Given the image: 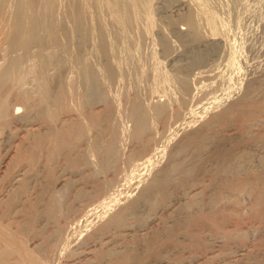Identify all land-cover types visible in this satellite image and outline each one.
Instances as JSON below:
<instances>
[{"label":"rangeland","instance_id":"1","mask_svg":"<svg viewBox=\"0 0 264 264\" xmlns=\"http://www.w3.org/2000/svg\"><path fill=\"white\" fill-rule=\"evenodd\" d=\"M12 1H13V3H11V7H13L15 0H10V2H12ZM208 1H210V0H208ZM208 1L206 2V0H203L201 2V0H200L197 3L198 5L196 4V7H202L203 6V8H205V10H207L206 8H208V12L213 15V19H214V22L216 23L217 29L219 28L218 29L219 33L217 32L218 35L217 34L213 35V36L210 35L209 31L207 30L208 28L204 27V26H206V19L203 16H201V17L197 18L198 21H201V22L197 21V23H199V25H200L199 30H200V35H202L201 38L197 41L195 40L196 42H192V43L185 45L183 42V38L188 37L186 35H187V33H189L191 31L190 30L191 28L185 24V20H184L185 16L187 15L186 13H188V11L186 10L187 7L185 6V4L187 5V1L186 0H153V2L151 3V15H152L151 17H152V21H154V23L151 21L153 24L151 23V25H149V27L152 26L151 27L152 29H150L148 26H146L145 19H142V17H140L141 21L139 19H137L138 23L136 20L132 23V25H130V24L126 25L130 31L128 29H126V27L122 31L118 28L116 23H115L116 27L113 26L114 21L112 20L111 17H107V16H109V13H107L106 10H103L104 12L102 11V13L100 14L101 16H99L97 18V16L93 13V11H94L93 7H91L92 12H90V14L93 16L91 18L92 24H91V20L88 19L87 24L89 21V23L91 25L88 24L87 26H89V28L92 29L90 31V32H92L91 33L92 35L90 34V32H88V34L91 35L89 37H92V38L90 39L87 36L88 35L87 34L86 39H85V43L86 42L87 43L84 45L83 44L84 42L81 43V39L79 38V36L74 31H72V30H74L73 29L74 23H72L73 22L72 17H73L74 7L71 6L69 0L68 1L67 0L66 1L58 0V2H60V3H58V7H60V8H58V10L59 9H61V10H59L60 13L57 11V16H56L57 23L59 25H63V26L65 25V27H66V23L68 25L71 22L69 24L70 25L69 28H71V29L67 28L70 30V32L67 31L68 34L67 33L64 34V32H62L63 33V36H62V33L61 32H60L61 34L59 33L61 35V36L59 35V40L61 39L60 40L61 42L62 41L67 42V43L64 42L66 48H64L65 46H64V43L62 42L63 43L62 46H64V47H62V46L61 47L63 49H61V48L58 49L56 47H51V48L49 47L50 50H49V48L44 50V53H47L48 51L52 52L51 56H52V64L53 65L50 66L51 69L48 67L49 70L46 68L45 69L46 71L44 70L45 73H44V71L42 72V74H44L45 76L40 73L39 77L42 79H40L37 76V75H39L36 72V71H39L38 70L39 64H38V61L36 60L37 58L35 57V55L33 53L34 49L32 50V52L30 51L31 54L30 55L28 54V56H29V57L27 56L28 58H24V60L25 59L26 60L24 62H22L23 65H21L22 70H23V77L25 75V77L23 78L24 80L22 81V87L24 89L28 90V92L32 91L31 95H33V94L35 95L37 93L36 89L38 90L37 87H38V85H40L41 90L51 89L50 95H54L56 93V90L51 88V85H52V83L56 82L54 80H57L59 77V74L62 73V77L64 79V84H65V87L67 88V89L65 88V90L68 91V92L66 91V94H67L66 96H68V98L66 97L65 99H68V100L65 101V103L62 106L55 107L53 111L49 112L46 115L39 114V115H35V116L31 117V122L27 121V123H26V121H23V122L22 121H15V122L13 121L10 124L7 123V125L2 126V127L0 125V191L2 189L4 190V188H5V190L6 189L10 190V186H7V181L9 179V177L12 175L11 173H13L15 170H17L18 168L21 167L20 163L18 161L20 154H25L27 160H22V162H26L28 164V170H27L28 176H35L36 179L32 182H29V180L25 179V181L22 183V185L20 187V190L23 193L29 194L28 197H29L30 202L34 199V196L36 197V194L41 195V193H43L44 191H49L50 195L52 196V201L49 202V205H50L49 208L51 210L50 212H51L52 220L56 224V226L59 228V230H63L64 228L67 227V225H70L72 222L81 221L80 219L82 217H84V215L85 216L88 215L89 210L90 211L93 210L94 207L97 206L96 207L97 209L95 208L93 211L99 212L100 207H102L103 205H105V203L108 202V198H107V200L105 199L106 197H108L107 194H109L110 192H113L114 188L118 192L119 191H122V192L125 191L124 193L119 192V193H122V195H125V194H127V192H129L130 187H128L129 185L127 183H123V184L117 183L114 185L112 184L113 179L110 177L114 173H116V172L120 173L122 171V172H124V174L121 172L122 175H125V173L127 175L129 173V171H128L129 168L132 170L131 167H133V164L139 165V164H142V162H143V164L141 165L142 168L140 167L141 169H139V171L141 170L140 171L141 173L146 172L145 171L146 167L143 166L145 163L151 162L150 165L152 167H156V165H157V167H159L160 165H162V162L165 160V157L170 155V152L173 151V149L176 147L177 143L181 142L183 140L181 138H184V136L186 134L188 135V133L190 134L192 131H194L196 129H200V128L203 129V126L207 127L204 130L206 133L204 132L205 136L203 137L205 139V140L203 139L205 145H203L204 147L201 148L202 150H200V152H201L200 155L198 154V156L195 157L196 159H194V161L196 163L198 161V163H197L198 166L200 165L203 167L204 165L213 163L212 158H213V161H215L217 159V156H218L217 160L223 159L224 157H228V155L230 156L231 153L237 152L238 149H239L238 152L240 151V153H241V150H242V152H244L248 156L251 155V157H253V158L258 156L257 154H261L262 151L260 149H264L263 148L264 147V143H263L264 142V24H263L264 23L263 22V20H264V17H263L264 16V5H263L264 0H257V4H256V0H235V1L234 0H227V1L226 0L225 1L224 0H218V1L217 0H215V1L211 0L210 2L213 3V6H214L213 8H212V3L208 2ZM203 2H205L206 4H203ZM215 2H217L216 6H215ZM241 2H243V3H241ZM67 3L70 5H68ZM222 3H223V5H222ZM258 3H260V4H258ZM59 4H60V6H59ZM62 4H63V6H61ZM207 4L209 7L207 6ZM241 5H242V7H241ZM63 7H65V8H63ZM176 7H178V8H176ZM218 7H219V9H218ZM214 8H216V9L212 10ZM239 8H240V10H238ZM66 9L68 12L65 14V12H63V10L65 11ZM196 9H198V8H196ZM230 11H231V16L229 14ZM61 12H63V14ZM106 13H107V15H104ZM227 13H228V15H227ZM58 14L60 17L58 16ZM64 14H65V19H63ZM68 14H70V17L68 16ZM240 14H241V16H239ZM243 15H245V16H243ZM247 15H249V16H247ZM232 16H233V18H232ZM257 17H259V18L261 17L260 19H263V20H260ZM68 18H71V19L69 20ZM94 18H95V20L96 19L97 20L95 21ZM101 18H105V19H101ZM219 18H221L222 20L224 19V20L223 21L221 19L219 20ZM227 18L229 19V21ZM240 18L242 19V22L240 21L241 20ZM253 18H254V20H253ZM98 19H100L99 20L100 22L103 21L101 23H104L103 24L104 28L106 27L107 30L110 29L109 31L105 30L106 31L105 37H107L106 41H105L106 42L105 43V46H106L105 49L106 50H104V48H101L99 46V43H100V40H99L100 39V34H99L100 32L99 31H100V29H97L96 31H94V29L98 28V26H99V24L97 23ZM216 19H218V20H216ZM58 20H59V22H58ZM60 20H63L64 22H62ZM142 20H143L144 24L142 23ZM230 20H232L231 23H230ZM233 20H235V21L233 22ZM68 21H69V23H68ZM216 21H219V22H216ZM61 22H62V24H61ZM220 22L222 23V25L218 24ZM223 22H224V24H223ZM243 22H244V24H243ZM261 22H263L262 23L263 25L260 24ZM109 23L111 26H109ZM141 23H142V25H141ZM93 24L95 27H92ZM154 24H156L155 27H154ZM223 25H224V27H223ZM251 25L253 26V28ZM141 26H143L144 28ZM201 26H202V28H201ZM249 26H250V28H249ZM109 27H111V28H109ZM146 27H148V30H147L148 34H146V32H145ZM153 27H154V29H153ZM242 27L244 30L242 29ZM205 28H206L207 34L205 32ZM256 29H257V31H256ZM149 30H150V32H149ZM71 31L73 33H71ZM127 32H128V34H130L132 32L131 33L132 36L131 35L129 36L127 34ZM134 32H135V34H133ZM223 32H225V33H223ZM69 33H71L72 35ZM124 33H126V34H124ZM138 33H139V35H138ZM221 33L223 36L221 35ZM160 34L164 38L168 37V38H166L167 42L170 44V46L172 48H174V51H175L173 53V55H171L169 57L167 56V59H166V52H164L162 50L163 48H162L161 44H159V43H161L160 39H159L161 37ZM225 34H227V35H225ZM254 34H256V35H254ZM73 35L74 36L77 35V36L74 38ZM145 35H147V36H145ZM133 37H134V39H133ZM224 37H225V39H224ZM64 38H66V39H64ZM68 38L72 39V40L71 39L69 40L70 41L69 44H68ZM169 38L171 39V41ZM181 38H182V40H180ZM247 39H249V40H247ZM116 40H117V43L115 44ZM127 40H128V42H127ZM132 40H133V42H132ZM226 40H228L227 41L228 44H227ZM229 40H230L231 46L229 44ZM256 40H257V42L260 40L259 41L260 43L259 42L257 43ZM72 41H75V42H72ZM236 41H238V42H236ZM254 41L256 42V43H254L255 45L254 44L250 45ZM107 42L108 43L112 42V43H110L109 44L110 46H109ZM246 42L247 43L251 42V43L246 44ZM70 43H71V45H70ZM77 43H79V44H77ZM125 43H127V44L123 46V44H125ZM148 43H149V45H148ZM173 43L175 44V46ZM118 44H120V47H118V48H120V50L116 46ZM151 44L154 47H151ZM226 44L229 47H227ZM257 44L259 46H257ZM134 45H137L139 47L136 46L137 48H135ZM183 45H185V46H183ZM69 46L70 47L73 46L71 48L72 51H70L71 49L69 48ZM114 46H116V47L113 48ZM75 47H76V50H75ZM67 48H69L70 50L68 51ZM109 48H111L112 49L111 51L113 53H116V54L123 52V53H121L123 56L121 55V57H120V54L115 55V54L111 53ZM215 48L216 49H219V48L222 49L223 48L224 50L223 49L221 50V52L223 51L222 52L223 55L220 54L221 53L220 51H216ZM253 48H256V49L253 50ZM132 49H134V50H132ZM228 49L232 50V52L230 50L228 51ZM3 50H5V49H3ZM73 50L75 51V54H74ZM108 50H109V52H107ZM115 50H118V51H115ZM131 51H132V53H131ZM138 51L140 52V54H137ZM6 52L8 53V51H0V66L3 65V63H4L3 61H5L4 58H6V54H7ZM163 52L165 53V55ZM218 52H220V53H218ZM228 52H231L232 54L231 53L230 54L233 55L232 56L233 58H231L230 64L228 62L229 56L228 55L226 56V54H229ZM82 53H83V55H82ZM133 53H136V54L134 55ZM106 54H109L111 56L113 54L114 56H112V57H114L115 59L114 58L112 59V57L109 58V56H107V58H106ZM124 54H126V56H125L126 58H127V56H132L131 58L133 60H136V61L140 58L141 62H137V65H136L135 64L136 62L135 61H134L135 63L132 62V59H130L131 61H129L130 57H128V60L127 59L125 60ZM132 54L136 57H134ZM153 54H154V56H153ZM174 54H175V56H174ZM32 55H34V56L32 57ZM71 55H72V58L70 57ZM76 55L83 56L84 62L87 61L88 63H92L93 65L91 64V66L92 67L94 66L93 68L95 69V71L100 72V74L97 72V75L98 76L100 75L102 77L101 78L99 76L100 81H98L100 88L101 89L102 88L108 89V87H109V90H105V89L103 90L102 89L103 92L105 91L104 94H106V95H104V96L98 95L95 97V94H94V97H91L88 100L86 99V96H85L86 94H84V92L86 93V89H87L86 86L87 85L85 86V82H84L83 78L81 77L82 75L80 76V74H81L80 68H81L82 64L79 61L77 63L76 60H78V57ZM139 55L143 58V60H141L142 58L139 57ZM224 55H225V57H224ZM248 55H250V56H248ZM75 56H76V60H75ZM115 56H117V57H115ZM137 56H138V58H137ZM216 56H218V57H216ZM122 57L124 58L125 61L123 60ZM226 57H228V58H226ZM108 58H109V60H108ZM117 58H119V59L117 60ZM134 58H136V59H134ZM224 58H225V60L227 59V61L222 60ZM115 60H117L116 62L117 63L119 62V64H120V61H122V62L119 65V64H116V62H114ZM108 61H109V63H106ZM111 62L114 65L116 64V67H118V69L116 68L117 72L115 71L114 74H113L114 71H111L109 68V65ZM127 62L130 64V66H131V62L135 65H132L133 67L132 66L130 67ZM149 62L152 63L150 65V68L152 67V71H151V69L147 68L149 66ZM139 63H140V65L141 64L142 65L139 66ZM125 64L126 65L128 64L127 65L128 68H126V70L125 69L123 70V67H127ZM227 64L230 65V67ZM118 65L120 66L121 70H123V71H121V74L123 76L119 73L120 69H119ZM143 65H144V68H143ZM145 65H146V67H145ZM212 65H214V67ZM97 66H98V70H96ZM135 66L137 69L134 68ZM218 66L219 67L221 66V68H218ZM226 66H228V67H226ZM210 67L216 69L218 74H221L219 72H221L223 70L222 71L223 74H221L222 76L220 75L221 77H215L216 80H214L215 78L214 79L210 78L212 81L214 80L215 82H212L209 79L210 74H211V72H210L211 68ZM133 68H134V70L132 71ZM145 68H147V70ZM229 68L231 71L229 70ZM31 69H33L35 71L32 70V73L30 74L31 71L29 72V70H31ZM128 69L130 71H132V72L129 71L130 74L127 73ZM139 69H143L142 70L143 72ZM148 69L150 70V72H152L154 74L153 75H152V73L150 74L148 72L149 71ZM158 69H161L162 71L161 70L158 71ZM145 70L148 72L150 77L148 76V74H146L147 72L146 73L144 72ZM153 70H154V72H153ZM174 70H176V71H174ZM137 71H138V73H136ZM26 72H28L29 74L27 75ZM35 72L37 73V75ZM111 72H112V74H111ZM178 72H179V74H177ZM214 72L216 73L215 70H214ZM117 73H119L120 75ZM132 73L134 75H132ZM142 73H143V75H142ZM107 74H110L109 75L110 77ZM115 74L117 75V77L121 76L120 78H118L119 81L117 80ZM135 74L137 75V77H138V75H140V76L137 78L135 76ZM164 74H166L165 77H164ZM169 74H172V75H169ZM174 74L178 78V80H180L179 77L183 76V77H186L187 79H189V82L191 83V88H192L191 90H193V91H190V95H189L188 100H185L186 103L182 102L184 100V99H182V96L185 94H184V91L182 92L181 88L178 86L179 82L177 79H175L176 77L174 76ZM224 74H226L227 76H225ZM228 74L229 75L231 74L230 75L232 77V78L230 77L231 81L227 80L229 78ZM112 75L114 78H116V80L118 82L115 79H112L113 78ZM131 75H132V77H131ZM106 76H108L109 79H107ZM133 76H135L134 79L136 81L133 80ZM144 76H146L145 79H147L148 81L144 79ZM151 76H154V78L152 77L151 80L157 82L160 78V81L157 83H154L153 81L150 80ZM157 76H162V77H157ZM103 77H106V78L103 79ZM130 77H131V80H130ZM155 77H157L156 79H158V80H156ZM163 77H164V80H163ZM142 78L144 79V81ZM101 79L106 80V81L105 82L101 81ZM139 79H141V80H139ZM129 80L133 83H131ZM162 80L165 81L166 84H167V81H169L168 84L171 87V89L174 86L175 87L177 86L176 87L177 89L179 87L178 91L176 90L175 87L173 89H175L176 91L172 89L175 96L173 95L172 92H169L170 87L168 86V84L165 85V83H163ZM208 80L211 83H208ZM222 80H223V82H222ZM138 81L139 82L142 81V82L139 83ZM146 81H147V83H146ZM170 81L174 84L173 87H172V83ZM106 82H107V84H106ZM137 82L139 83V85L135 86L134 84H138ZM216 82H217V84H216ZM218 82H219V84H218ZM221 82L224 84H222ZM74 83L77 85L79 83L81 85H79V87H77ZM101 83H103V84H101ZM159 83L162 84L161 88L159 87V85H161ZM212 83H213V85H212ZM245 83L247 84V88L244 87V86H246ZM108 84L110 86H108ZM144 84H146V85H144ZM155 84H158V86H154ZM163 84L166 86V88H169V89H167L168 91L165 90L166 88H162V87H165V86H163ZM73 85L75 86V92L77 94L74 93V87H72ZM83 85L86 88L85 90L83 88ZM102 85H103V87H102ZM211 85L213 86V89H212ZM214 85H215V87H214ZM248 85L250 86L251 89L249 88ZM70 86L72 87L71 88L72 91H70L71 89H69ZM146 86H147V88H146ZM195 86H198V87L200 86L203 90L200 87H199V89L197 87V90H196ZM219 86L220 87L222 86V87L220 88ZM224 86H226V87H224ZM136 87H137V89L135 90ZM151 87L153 90L151 89ZM194 89H195V91H194ZM204 89L207 92L204 93ZM162 90H164V91H162ZM107 91H109V92H107ZM165 91L167 93L166 97H165V94H166ZM198 91H201V92L199 93ZM202 91H203V93H202ZM249 91H250V93H249ZM175 92H176V94H175ZM192 92H195L196 95H194L195 93L191 95ZM68 93H69V95H68ZM78 93L81 95L82 94H84V95L81 96V95H78ZM201 93L204 95H201ZM219 93H221V94H219ZM241 93H243L244 95H242ZM114 96H117V97L115 98ZM150 96H151V98H150ZM171 96H173V97H171ZM134 97H136L137 99H135ZM141 97L144 99L142 100ZM174 97L175 98L177 97V99L181 98L182 100L180 101L178 99L180 102H174V100L178 101ZM190 97L192 99H190ZM243 97H245V98H243ZM133 98L135 100L141 99L142 100V101L140 100L141 103L144 102L143 105L145 104L144 107L147 106L148 108L151 109L150 111H148V108L145 107L147 109L146 111L148 112V114L149 115L151 114L150 117L153 116V117H151V121H150L151 123L150 122L148 123V126H149V127H147L148 132L145 130L146 133L144 132L143 133L144 136L141 137V138L144 137L142 140L145 139L144 141L145 142L147 141L149 144V146L146 147L147 150H145L146 154L145 153L135 154V152L138 151L137 149L139 147L140 148L143 147L142 144H145V143H144V141L141 140V138L139 140L137 139L139 141V143H138L137 140H132L129 137L130 132L133 130L131 128L132 125L134 127V122L131 121L133 119H132V117L129 116V111H128V110H130V106H131V102L133 101ZM169 98H170V100H169ZM193 98H195V99H193ZM216 98H218V99H216ZM111 99H113L115 104H116V102H117V104L119 103V106L116 105L117 107H119V108H116V109H118V111H116V113H118L120 111L117 114L116 120H113L112 122H108V120L101 122L99 124L98 128L94 127V125H92L91 123L89 124V121L87 118L88 115L95 114L97 112H98V115H100L99 112L104 111L105 105L109 104L108 101L111 102L112 101ZM114 99H116L117 101ZM129 100H132V101H129ZM216 100H217V102H215ZM148 101H149V104H148ZM150 101L152 103H160V104L167 102V101H170V102H168L170 109L172 111H175V112H172L173 113L172 114L171 110L169 109L170 111H168L167 115L165 116L166 118L165 117H163V118L162 117H156V116H154V113L152 112V108L150 106L152 104L150 103ZM172 102H173V104H172ZM180 103H181V105L183 103L186 104L185 107L181 106ZM241 103H243V104H241ZM234 105H235V107H234ZM190 108L193 109V111L192 110L189 111ZM125 109L128 111V113ZM177 110L180 111V114H177V112H178ZM185 110H186V112L187 111L190 112V113H188L189 114L188 116H187V114H185L186 113ZM240 111H242V112H240ZM221 112H223L224 114L219 115V118L216 121L212 120L213 119L212 117H214V115L221 114ZM191 113H193L194 115ZM171 114H172V116H170ZM178 116H179V118H178ZM180 116H182L184 119V120L182 119V122L180 123L181 125L179 124V125H177V127L171 126L172 122L174 123L176 119L178 120V119L182 118ZM154 117H155V119H154ZM184 117L187 119H185ZM165 120H167V121H165ZM117 122L120 125H117L118 124ZM165 122H167V123L169 122L168 123L169 125L167 126V123L164 124ZM149 124H151V125H149ZM165 125L168 127V129L170 127L173 128V129H170V131L173 132V133H171V135H170V131H169V133H167L168 129L166 130L167 127ZM115 126L117 129H115ZM119 129L122 130L124 133L122 131H120ZM111 130H113V131L117 130L119 134L122 133L121 135H125V136H122L123 138L126 139L125 144L122 145L123 147H121L120 149H121V151H123V153H125V152H126L125 154L130 153L132 156V164L129 166V168H128V166H122L123 164L120 163L121 159H119L116 162H113V161L107 162L104 159L105 155H104L102 143L105 144V142L111 140V138H112L111 134L113 133V131H111ZM201 131L203 133V130H201ZM242 133H244V134H242ZM60 135L64 136L65 145L61 144L62 138L60 137ZM152 138H153L154 142L159 140L160 143H158V145H154V146L151 145L154 143L152 141ZM155 138L157 140H155ZM165 139H167V140H165ZM150 140L152 141V143H150L151 142ZM162 140H163V142H162ZM140 141H142L143 143ZM59 142H60V144H59ZM135 142L137 145L135 144ZM147 142H146V144H147ZM166 142H167V146L165 145ZM249 142H250V145H249ZM246 143H247V145H246ZM140 144H141V146H140ZM260 144H261V146H260ZM26 146H27V148H26ZM132 146H134L135 148ZM160 147L163 149H161ZM215 147H216V149H215ZM130 148L132 150H130ZM23 149H25V150H23ZM32 149H35L36 153L33 155V157L31 159H28V152H30ZM169 149H170V152H169ZM151 150H153V151H151ZM233 150H235V151L233 152ZM149 151H151V152H149ZM225 151L228 153L230 152V153L228 154ZM187 152H189V150H185V154ZM256 152H257V154H256ZM263 152H264V150H263ZM167 154H169V155H167ZM220 154L222 156H220ZM158 155L163 160L161 158L156 159ZM186 155H188V153ZM198 157H199V159H198ZM200 157H202V158H200ZM167 158L168 157H166V159ZM160 159H161V161H160ZM194 161L192 162V164L194 163ZM139 162H141V163H139ZM158 162H160V163H158ZM196 163H194L193 166L196 167L197 166V165H195ZM198 166L196 168L200 167V166L199 167ZM206 168H208V166H206ZM142 169H144V170H142ZM201 170H203V169L201 168ZM198 172L200 174H203V172H201V171H198ZM111 173H112V175H111ZM107 175H108V177H107ZM197 175H198V173H197ZM100 177L101 178L103 177V178L101 179ZM137 177L138 176L135 174L129 176V178H132V179H130V180H132V182L137 181L140 178L139 177L138 179H135ZM129 178L127 179L128 181H130ZM118 186H119V188H118ZM186 186H188V185H186ZM172 189L173 190H170L171 191L170 193H172L174 195L175 194L174 188H172ZM118 192H116V193H118ZM130 193H131V189H130ZM130 193H128V194H130ZM168 194H169V192L166 194V196H163L164 198L163 197L159 198L160 200L162 199V201L158 200V202L156 203L157 206L164 203L163 200L166 197H169L170 195H172V194H169V196H168ZM92 202H94V203H92ZM99 203H101V205ZM162 205H160V206H162ZM92 206H94V207H92ZM262 206L264 207V205H262ZM82 209H83V211H82ZM84 209H85V212H84ZM263 211H264V208L262 210V214L257 216V219H256V214L253 215L254 212H252V214L251 213L247 214L246 218L244 217V222H240V223H242V226L245 225V226H243L244 228L249 227V228H253L254 230L257 229L256 232L259 230L255 236H256V238H258L260 240L259 241H258V239L252 240V242L255 241V243H256V244L253 243V244H255L254 246H253V244L249 246L248 241H250V240L246 239L248 237L243 236V233H241L239 230L236 232L235 228L233 230V227L235 225L232 226V228H230L231 226H229L226 221H225L226 222V224H225L221 220L222 223H220V225H219V222L217 221V224L213 225L214 227H209V225L207 223H204L206 225L205 226L202 225V226L205 228H203L202 226L200 227V225L203 223H201V221H198L197 223H199V225L197 223H196L197 224L196 225L193 222L195 224L193 227L192 223L189 224L186 222L187 217L183 216L185 218V220H184L182 218V215H180L181 217L177 218L176 222L178 223L181 219H183L184 221L181 220L179 222V224L174 222V224L172 225V228L174 229L176 227V229H177L178 227L180 228L182 226H184L183 228H185V227L187 228V226H186V224H187L190 227L187 230L188 232H190V235L188 233L189 238L187 236L188 239L186 238L187 240L183 241L184 243L183 242H180L181 244L178 243L179 244L178 246L181 245L180 247H182V249L180 250V252L178 254H176V256L173 257V260L171 259V262L173 264H177V263L179 264L180 262H183L182 261L183 259L186 260L187 258H189V256H191V258L197 259V260H195V262H193V264H217V263H221V260H222L221 258H223L222 261H224L226 259L225 260L226 262H228V261L231 262L232 258L237 257V255L234 253L237 245L238 246L241 245V246H246V247L249 246L250 248H251V246H253L251 248L252 251L254 250L253 248H255V250H254L255 253L259 252L258 253L259 257H257L254 260H257L256 261L257 264H264V262H263L264 258H262V256L260 257V255H264V253H263L264 242H261L262 240L264 241V226H263L264 224L261 223L262 220L264 221V217H263L264 212ZM148 214H149L148 211L143 212V213H139L138 215H136V217L131 219V222H133V223L135 222L134 224H138V221L141 222V217H143V219H146ZM252 215H253V217H255L256 220L254 218H252ZM77 216H79L80 219ZM258 217L261 218V220ZM195 218H192V219H195ZM143 219H142V221H143ZM164 219H168V216L162 215L161 220H164ZM136 220H138V221H136ZM187 220H189L188 222H190L191 218L190 219L187 218ZM250 220L255 221V222H257V224H259V225L261 224V225L256 226L257 224L255 222H252L251 225H249L251 222ZM247 221H249V224H248L249 226L246 227ZM244 223H246V224H244ZM253 223H255L256 225ZM254 225H255V227H258V228L255 229V227H253ZM196 226H198L197 232H196V229H197ZM220 226H221V228H219ZM225 226L228 228V230L230 229V231H229L230 233L226 230L227 228H225ZM238 226H239V224H238ZM242 226H239V227L241 228ZM200 228L203 230H201ZM224 229L226 230V232L223 231ZM231 229L234 231V233H232L233 231ZM237 229H239V228H237ZM40 230H42V229H40ZM193 230H195L193 233H195V232L196 233L191 235ZM206 231L207 232L209 231V232L206 233ZM214 231H215V233H214ZM222 231L224 233H222ZM200 232L204 233L203 234L204 237H202V238L205 242L202 240V238H201L202 234H200ZM212 232L215 235L216 234L217 235L221 234L220 236L224 235V237H223L224 240L222 243L224 246H222V244H221L220 247H218L212 253H210L211 251H208L209 246H207L208 240H206L207 239L206 236H207V234L209 237L214 236V234H212ZM216 232H218V233H216ZM227 232H228V234H226ZM235 232L238 234H236ZM242 232H244V231H242ZM259 232L260 233L263 232V234H260ZM231 233L234 235H232ZM258 233L260 235H258ZM36 234L39 235L40 231ZM47 234H48V232L44 233V236H47ZM240 234L242 236H240ZM244 235H246V234H244ZM261 235L263 237L262 240H261ZM198 236H200V237H198ZM229 236H230V238H229ZM258 236H260V237H258ZM225 237H227V238H225ZM236 237L238 239H236ZM204 238H206V239H204ZM241 238L242 239L244 238V240H242ZM190 239H192V240H190ZM199 239L202 240L203 243ZM227 239H228V241H227ZM230 239H232V240H230ZM26 240L28 242V239H26ZM188 240H190V241H188ZM257 241H258V243H257ZM194 242L196 245L194 244ZM239 242H240V244H239ZM242 242L245 244H243ZM27 244L29 245V243H27ZM188 244H189V247L187 246ZM191 244H193L192 246H194L195 250L193 247H192L193 250H192V248H190ZM234 244H236L235 247H234ZM246 244H248V246ZM33 245L34 244L29 245V248L35 250V252L38 250L37 252L39 253V250L41 249V245L40 244H37L35 246H33ZM258 245H259V247H258ZM71 246L73 248H70V249H71V252L73 253L74 250L77 249V246H73V245H71ZM186 246H187L188 251H186L187 250ZM81 247L79 246L78 249ZM256 248L258 251L256 250ZM258 248H260V249L262 248L261 253H260ZM70 249H69V251H70ZM78 249L75 250L77 253H78V251H80ZM232 251H233L234 255H233ZM254 251H253V253H254ZM247 254L246 255L244 254L245 256L241 255V256H243V258L238 255L237 259H239V260L243 259L246 262L245 264L253 263L254 260L252 258L251 259L247 258V260L245 259L247 256H249L250 253H247ZM185 256H187V258ZM192 256H194V257H192ZM183 257H185V258H183ZM218 258H219L220 262H219ZM214 260H216L218 262H216ZM243 260L241 262H243ZM259 260H261V261H259ZM143 263L146 264V261L142 260V263H137V264H143Z\"/></svg>","mask_w":264,"mask_h":264},{"label":"bare ground","instance_id":"2","mask_svg":"<svg viewBox=\"0 0 264 264\" xmlns=\"http://www.w3.org/2000/svg\"><path fill=\"white\" fill-rule=\"evenodd\" d=\"M61 1H63V0H61ZM64 1H66V0H64ZM186 1H187V5L185 4V6L187 7L186 10L188 11V13H186L187 15L185 16L184 20H185V24L188 25L191 28L190 29L191 31L189 33H187L186 36H188V37L183 38L184 44L187 45L189 43L196 42L197 40H199L201 38L202 35H200V30H199V26L200 25H199V23H197V21H198L197 18L201 17V16H203L206 19V26H204V27L208 28L207 30L209 31L210 35L211 36L216 35L219 28L217 29L216 23L214 22V19H213V15L208 12V8H206L207 10H205V8H203V6L202 7H196V4L200 0H186ZM202 1L203 0H201V2ZM207 1L208 0H206V2ZM210 1H208V2H210ZM213 1H215V0H213ZM69 2L71 4V6L74 7V9H73V17H72L73 18V22L72 23H74V27L73 26L72 27H73L74 30H72V31H74L79 36V38L81 39V43L84 42L83 43L84 45L87 43V42L85 43L86 35L88 34V32H90L92 30L91 28H89V26H87L88 24H90L89 21H88V24H87V20L88 19L91 20V24H92V19L91 18L93 16L90 14V12H92L91 11V7H93V9H94L93 13L97 16V18L99 16H101L100 14L102 13L103 10H106L107 13H109V16H107V17H111L112 20L114 21L113 22L114 23L113 26H115V23H116L118 28L120 30H122V31L124 30L125 27H126V29H128L127 26H126L127 24L132 25V23L134 21H136L137 19H139L141 21L140 17H142V19H145L146 26H148V27H149V25H151L152 22L154 23V21H152V17H151L152 16L151 15V3L153 2V0H69ZM11 3H13V1L10 2V0H0V51H8V53L6 52L7 54H6V58H4L5 61H3L4 62L3 65L0 66V125H1V127L7 125V123L10 124L13 121L14 122L15 121H22V122L26 121V123H27V121L31 122V117H33L35 115H39V114L46 115L49 112L53 111L55 107L62 106L65 103V101L68 100V99H65L66 97L68 98V96H66L67 95L66 94L67 90H65L66 87H65V84H64V79L62 77V73L59 74V77H58L57 80H54L56 82L52 83V85H51V88L56 90V93L54 95H50L51 94V89L41 90L40 85H38V87H37L38 90L36 89L37 93L35 95L34 94L31 95L32 91L28 92V90H26V89H24L22 87V81L24 80L23 78L25 77V75L23 77V70H22V66L21 65H23L22 62H24L26 60V59L24 60V58H28L29 57L28 54L29 55L31 54L30 51L32 52V50L34 49L33 53H34L35 57L37 58L36 60L38 61V64H39L38 65L39 66L38 67L39 71H36V72L39 75H37L36 72L35 73L39 77L40 73L42 74V72L46 68L48 69V67L50 68V66L53 65L52 64V56H51L52 52L48 51L47 53H44V50L49 48V47L50 48L51 47H56L58 49H60V48L63 49L62 47H64L65 43H67L65 41H62L63 43L65 42L64 46H62L63 43L60 41L61 39L59 40V35L62 32H64V34H66V33L68 34V32H70L69 29H71V28H69L70 27L69 24L71 22L69 23V21H68V23H69L68 25L69 26L66 23V27H65V25L63 26V25H59L57 23V21H56L57 11L59 12V10H61V9L58 10V8H60V7H58V3H60V2H58V0H15L13 7H11ZM210 3H212V2H210ZM216 3L217 2H215V6H216ZM241 3H243V2H241ZM70 4H68V5H70ZM203 4H206V3L203 2ZM256 4H257V0H256ZM258 4H260V3H258ZM222 5H223V3H222ZM59 6H60V4H59ZM61 6H63V4ZM207 6H208V4H207ZM195 7L198 8V9H196ZM213 7L214 6H213V3H212V8ZM241 7H242V5H241ZM63 8H65V7H63ZM176 8H178V7H176ZM215 9L216 8H214L212 10H215ZM218 9H219V7H218ZM238 10H240V8ZM63 12H65V14H66L68 11L66 9L65 11L63 10ZM63 12H61V13L63 14ZM107 13L104 14V15H107ZM228 13H227V15H228ZM65 14H64V18L63 19H65ZM229 14L231 16V11H230ZM241 14L239 16H241ZM245 15H243V16H245ZM58 16H59V14H58ZM68 16L70 17V14H68ZM233 16H232V18H233ZM247 16H249V15H247ZM105 18H101V19H105ZM257 18H259V17H257ZM68 19L70 20L71 18H68ZM220 19L221 18H219V20ZM94 20H95V18H94ZM99 20L100 19H98V22H97L99 24V26H98V28L94 29V31H96L97 29H100V31H99L100 32L99 33L100 34L99 46L101 48H104V50H106L105 49V47H106L105 46V43H106L105 41H106L107 37H105V35H106L105 34V32H106L105 30H107V29H106V27L104 28V25H103L104 23H101L103 21L100 22ZM216 20H218V19H216ZM253 20H254V18H253ZM260 20H263V19H260ZM60 21L64 22L63 20H60ZM228 21H229V19H228ZM231 21L232 20H230V23H231ZM234 21L235 20H233V22ZM240 21L242 22V19ZM58 22H59V20H58ZM62 22H61V24H62ZM198 22H201V21H198ZM216 22H219V21H216ZM244 22H243V24H244ZM263 22H264V20H263ZM263 22H261L260 24H262ZM137 23H138V20H137ZM142 23H143V20H142ZM142 23H141V25H142ZM220 23H218V24L222 25V23L221 24ZM223 24H224V22H223ZM155 25L156 24H154V27H155ZM109 26H111L110 23H109ZM92 27H95L94 24L92 25ZM141 27H143V26H141ZM148 27H146V30H145L146 34H148V31H147ZM151 27H149V28L152 29ZM154 27H153V29H154ZM223 27H224V25H223ZM67 28H69V29H67ZM109 28H111V27H109ZM201 28H202V26H201ZM206 28H205V32H206ZM249 28H250V26H249ZM252 28H253V26H252ZM242 29H243V27H242ZM109 30H107V31H109ZM72 31H71V33H73ZM256 31H257V29H256ZM149 32H150V30H149ZM71 33H69V34H71ZM91 33L92 32H90V34ZM131 33L128 34V32H127V34L129 36L131 35ZM223 33H225V32H223ZM90 34H88L87 36L89 37V36L92 35V34L91 35ZM124 34H126V33H124ZM133 34H135V32ZM206 34H207V32H206ZM256 34H254V35H256ZM138 35H139V33H138ZM221 35H222V33H221ZM225 35H227V34H225ZM62 36H63V33H62ZM76 36H74V38ZM145 36H147V35H145ZM66 38H64V39H66ZM89 38L91 39L92 37H89ZM166 38H168V37L164 38L161 35V37L159 38L161 43H159V44H161V46L163 48L162 50L164 52H166V59H167V56L169 57V56L173 55V53L175 51H174V48H172L170 46V44L167 42ZM70 39L68 38V44L70 42L69 41ZM133 39H134V37H133ZM224 39H225V37H224ZM180 40H182V38ZM247 40H249V39H247ZM170 41H171V39H170ZM227 41L228 40H226V42ZM72 42H75V41H72ZM127 42H128V40H127ZM132 42H133V40H132ZM236 42H238V41H236ZM256 42H257V40H256ZM256 42L255 41L253 43H251V42L247 43L246 42V44L251 43L250 45H252V44H254ZM79 43H77V44H79ZM110 43H112V42H110ZM110 43H108V45ZM116 43H117V40H116L115 44ZM126 44L127 43L123 44V46L126 45ZM227 44H228V42H227ZM227 44H226V46H227ZM229 44H230V40H229ZM70 45H71V43H70ZM118 45H116L117 48L120 47V44H118ZM148 45H149V43H148ZM185 45H183V46H185ZM116 46H114L113 48H115ZM134 46H135V48L139 47L137 45H134ZM174 46H175V44H174ZM230 46H231V44H230ZM257 46H259V45L257 44ZM72 47L69 46L70 49ZM151 47H154V46L151 44ZM227 47H229V46H227ZM50 48H49V50H50ZM64 48H66V46ZM69 48H67L68 51L70 50ZM111 48H109V50H110L111 53H113L111 51L113 48L112 49ZM3 49H5V50H3ZM118 49L120 50V48H118ZM219 49H216V51H220L221 52V50L223 48L222 49L219 48ZM230 49H228V51ZM254 49H256V48H253V50ZM75 50H76V47H75ZM109 50L107 52H109ZM132 50H134V49H132ZM70 51H72V49ZM115 51H118V50H115ZM230 51L232 52V50H230ZM138 52H137V54H140V52L139 53ZM220 52H218V53H220ZM222 52L220 53L221 55H223ZM231 52H228L229 54L225 53L226 56L227 55L229 56V60H228L229 64H230L231 58H233L232 57L233 55H231L232 54ZM121 53H123V52L119 53L120 57L122 55ZM131 53H132V51H131ZM74 54H75V51H74ZM113 54L117 55L118 53L117 54L113 53ZM113 54H112V56H114ZM133 54L135 55L136 53H133ZM34 55H32V57ZM82 55H83V53H82ZM164 55H165V53H164ZM76 56L78 57V60H76ZM76 56H75V60L77 61V63L79 61L82 64V66L80 68L81 69L80 76L82 75L81 77L83 78V80L85 82V86L87 85L86 86L87 89L83 85L84 90L86 89V93L84 92V94H86L85 95L86 99L88 100L91 97H94V94H95V97L98 96V95L99 96L106 95V94H104L105 91L103 92V90L105 88H102L103 90L100 88V85H99V82H98V81H100V78H99L100 75L99 76L97 75L98 71H95V69L93 68L94 66L93 67L91 66L92 63H88L87 61L84 62L83 61L84 60L83 56H78V55H76ZM107 56H109V58L112 57L109 54H106V58H107ZM125 56H126V54H124L125 60L126 59L128 60V57H130L129 61H131L130 59H132L131 58L132 56H127V58ZM153 56H154V54H153ZM174 56H175V54H174ZM248 56H250V55H248ZM70 57L72 58V55ZM115 57H117V56H115ZM134 57H136V56H134ZM139 57H141V56L139 55ZM216 57H218V56H216ZM224 57H225V55H224ZM109 58H108V60H109ZM113 58L114 57H112V59ZM124 58H123V60H124ZM137 58H138V56H137ZM226 58H228V57H226ZM118 59L119 58H117V60ZM134 59H136V58H134ZM117 60H115L114 62H116ZM138 60L136 61V60L132 59V62L135 61L136 63L135 62L134 63L137 65V62H141L140 58ZM141 60H143V58ZM222 60L227 61V59L225 60V58L222 59ZM121 62L122 61H120V64H121ZM132 62H131V66L135 65ZM106 63H109V61L106 62ZM116 64H119V62L118 63L116 62ZM116 64L114 65L112 62L110 63V65L108 64L110 70L114 71L113 74L115 73L116 68L118 69V67H116ZM151 64L152 63L149 62V66L147 68L151 69V71H152V67L150 68ZM141 65L139 63V66H141ZM146 65H145V67H146ZM214 65H212V66L214 67ZM129 66H130V64H129ZM228 66L230 67V65H228ZM228 66H226V67H228ZM96 68H97L96 70H98V66ZM126 68H128V66L127 67H123V70L124 69L126 70ZM134 68L137 69L136 66ZM134 68L132 69V71L134 70ZM143 68H144V65H143ZM147 68H145V69L147 70ZM210 68H211V71H210L211 74H210L209 79L210 78L214 79L215 77H221L222 76L221 74H223L222 73L223 70L221 72H219L221 74H218L216 69H214L212 67H210ZM218 68H221V66L220 67L218 66ZM119 69H120V72L119 71L118 72L121 74V71H123V70H121L120 66H119ZM161 69H158V71L161 70ZM32 70L33 69L29 70V72L31 71L30 74L32 73ZM139 70L142 71L143 69H139ZM146 70L144 71L145 73L147 72ZM214 70L216 71V73L214 72ZM229 70H230V68H229ZM33 71H35V70H33ZM45 71H44V73H45ZM129 71L130 70L128 69L127 73L130 74V72H132V71H130V72ZM174 71H176V70H174ZM148 72L150 74L152 73V72H150V70ZM148 72L146 74H148ZM153 72H154V70H153ZM26 73H27V75L29 74L28 72H26ZM98 73L100 74V72H98ZM119 73H117V74H119ZM136 73H138V71ZM111 74H112V72H111ZM153 74L154 73H152V75ZM166 74H164V77H165ZM172 74H169V75H172ZM177 74H179V72ZM42 75H44V74H42ZM107 75L109 76L110 74H107ZM132 75H134V74L132 73ZM132 75H131V77H132ZM142 75H143V73H142ZM224 75L227 76L226 74H224ZM230 75L228 76L229 78L231 77ZM108 76H106L107 79H109ZM135 76L137 77L136 74H135ZM135 76H133V80H135L134 79ZM139 76L140 75H138V77ZM148 76L150 77L149 74H148ZM154 76H151L150 80L152 79V77L154 78ZM174 76H175V74H174ZM106 77H103V79L106 78ZM112 77H113V75H112ZM120 77L121 76L117 77V75H116L117 80ZM131 77H130V80H131ZM145 77L146 76H144V79H145ZM157 77H162V76H157ZM157 77H155V79ZM164 77H163V80H164ZM116 78L113 77L112 79L116 80ZM179 78H180V80H178L177 77L175 79L178 80V82H179L178 86L181 88L182 92L184 91V94L186 95L185 96V95L182 94L183 95L182 99H184L182 102L186 103L185 100H188L189 95H190V91H193V90H191L192 88H191V83L189 82V79H187L186 77H183V76L179 77ZM229 78L227 80L231 81L232 77L230 79ZM40 79H42V78H40ZM103 79H101V81L105 82L106 80H103ZM144 79H143V81H144ZM139 80H141V79H139ZM145 80H147V79H145ZM156 80H158V79H156ZM214 80H216V78ZM214 80L213 81L211 80V81L215 82ZM223 80H222V82H223ZM147 81H146V83H147ZM151 81H153V80H151ZM159 81H160V78H159V80L157 82H159ZM140 82H142V81H140ZM153 82L157 83L156 81H153ZM168 82L169 81H167V84H168ZM219 82H218V84H219ZM79 83H78V85L75 84V83L74 84L77 87H79V85H81ZM103 83H101V84H103ZM131 83H133V82H131ZM139 83L138 84H134V85L135 86L139 85ZM163 83H165V81H163ZM208 83H211V82H209V80H208ZM106 84H107V82H106ZM159 84H161V83H159ZM167 84L165 83V85H167ZM216 84H217V82H216ZM222 84H224V83H222ZM144 85H146V84H144ZM165 85L163 84V86H165ZM173 85L174 84L172 83V87H173ZM212 85H213V83H212ZM212 85H211V87L213 89ZM215 85H214V87H215ZM108 86H110V85L108 84ZM154 86H158V84H155ZM161 86H162V84L159 85L160 88H161ZM168 86H169V84H168ZM72 87H74V93H76L75 92V86L73 85ZM72 87L70 86L69 89H71ZM102 87H103V85H102ZM179 87H178V89L176 88L177 91L179 90ZM195 87H196V90H197L198 86H195ZM199 87H198V89H199ZM224 87H226V86H224ZM244 87L247 88V84ZM146 88H147V86H146ZM162 88H166V86L162 87ZM249 88H250V86H249ZM136 89H137V87L135 88V90ZM151 89H152V87H151ZM167 89H169V88H166L165 90L168 91ZM172 89L170 87V91L169 92L173 93ZM205 89H204V93L207 92V91H205ZM105 90H109V87H108V89H105ZM173 90H175V89H173ZM70 91H72V89ZM162 91H164V90H162ZM166 91H165V93H166ZM194 91H195V89H194ZM250 91H249V93H250ZM107 92H109V91H107ZM198 92L200 93L201 91H198ZM194 93L195 92H192L191 95L194 94ZM202 93H203V91H202ZM202 93H201V95H204ZM84 94H82V95H84ZM175 94H176V92H175ZM219 94H221V93H219ZM241 94L244 95L243 93H241ZM68 95H69V93H68ZM78 95H81V94L78 93ZM173 95H174V93H173ZM194 95H196V93ZM166 96H167V93L165 94V97ZM114 97L116 98L117 96H114ZM171 97H173V96H171ZM134 98L137 99L136 97H134ZM134 98H133V101L129 100V101H132L131 102V106H130V110H128L129 111V116L132 117L133 120H131V121L134 122V127L132 125L131 128L133 130L130 132L129 137L132 140H137V139L139 140L142 136H144L143 133L145 132V130L147 131V127H149L148 123L151 121V117H153V116L150 117L151 114L149 115L148 112L146 111L147 109L145 108L147 106L144 107V105H145V104L143 105L144 102L141 103V101L144 98L141 97L142 98V100L140 99L141 101L139 99H138L139 101L135 100ZM150 98H151V96H150ZM170 98H169V100H170ZM195 98H193V99H195ZM243 98H245V97H243ZM175 99H177V97ZM182 99L180 98L179 100L181 101ZM190 99H192V98L190 97ZM216 99H218V98H216ZM111 100H112L111 102L108 101L109 104L105 105L104 111L99 112L100 115H98V112L95 113V114L88 115L87 118H88L89 124L91 123L92 125H94V127L98 128V126H99V124L101 122H104L106 120H108V122H112L113 120H116L117 114L120 112L119 111L118 113H116V111H118V109H116V108H119V107H117V106H119V103L117 104V102H116V104H115L113 99H111ZM114 100H116V99H114ZM179 100L178 101L174 100V102H180ZM168 102H170V101H167V102H164V103L160 104V103H152L150 101V103L152 104L150 106L152 108V112L154 113V116L162 117V118L165 117L167 115L168 111L171 110ZM215 102H217V100ZM148 104H149V101H148ZM172 104H173V102H172ZM183 104L181 105V103H180L181 106L185 107L186 104H184V105ZM241 104H243V103H241ZM234 107H235V105H234ZM150 110L151 109L148 108V111H150ZM191 110L193 111V109L190 108L189 111H191ZM128 111H127V113H128ZM189 111L186 112V110H185V112H186L185 114H187V116L189 115L188 113H190ZM172 112H175V111L171 110V113ZM178 112H177V114H180V111H178ZM240 112H242V111H240ZM172 114L170 116H172ZM191 114H193V113H191ZM223 114L224 113L221 112V114L214 115V117H212L213 118L212 120L216 121L219 118V115H223ZM180 117H182V116H180ZM178 118H179V116H178ZM154 119H155V117H154ZM182 119H183V117L178 119V120L176 119L177 121L175 120L174 123L171 121L172 122L171 126L177 127V125H179L182 122ZM185 119H187V118H185ZM167 120H165V121H167ZM166 123L167 122H165L164 124H166ZM168 123H167V126L169 125ZM117 125H120V124L118 123ZM149 125H151V124H149ZM116 126H115V129H117ZM205 128H207V127L203 126V129H201V128L200 129H196V130L192 131L190 134L189 133H188V135L186 134L184 136V138H181L183 140L181 142L177 143V145L173 149V151L170 152V149H169L170 155L167 154V155H169V156H166L168 158L166 159V157H165V160L162 162V165H160V166L158 165L159 167H157V165H156V167H152L150 165L151 162L150 163H145L143 165V166L146 167V170H145L146 172L145 173L144 172L141 173L140 172L141 170L139 171V169L142 168L141 165L143 164V162H142V164H139V165L138 164L137 165L133 164V167H131L132 170L129 168V166L132 164V156H131L130 153L129 154H125L126 152L123 153V151H121V149H120L121 147H123L122 145L125 144L126 139L122 137V136H125V135H121L122 133L119 134L117 130H115V131L111 130V131H113V133L111 134L112 135L111 140L105 142V144L102 143V147H103V151H104V155H105L104 159L107 162H112V161L116 162L119 159H121L120 163L123 164V165L122 164L121 165L122 166H128L129 170L128 169L127 170L129 171V173L127 175H126V173H125V175H122L121 174L122 171L120 173L116 172L113 175L111 173L112 176L110 175L111 176L110 178L113 179V183H112L113 185L117 184V183H119V184L120 183H122V184L123 183H127L129 185L128 187H130V189H131V193H130V189H129V192L126 191L127 194L122 195V193H124L125 191L124 192L119 191V192H122V193H119L114 188L113 192L109 191L110 193L107 194L108 197H106L105 199L107 200V198H108V202L105 203V205L102 204L103 206L100 207V211L99 212L93 211L97 206L96 207L92 206V207H94V209L91 210V211L89 210L88 215H86V216L84 215V217H82L81 219H80L79 216H77V217H79V219L81 221L72 222L70 225H67V227L64 228L63 230H59V228L56 226V224L52 220L51 212H50L51 210L49 208L50 207L49 202L52 201V196L50 195L49 191H44L43 193H41V195L36 194V197L34 196V199L31 202H30L29 197H28L29 194L21 192L20 187H21L22 183L25 181V179L29 180V182H32V181H34L36 179V177L35 176H28V173H27L28 164L26 162H22V160H27L26 155L25 154H20V157H19L18 161H19L21 167L18 168L17 170H15L13 173H11L12 175L9 177V179L7 181V186H10V190L9 189L5 190V188H4V190L2 189L3 191L2 190L0 191V264H137V263H142V260H145L146 264H173L171 262V259L173 260V257L176 256V254H178L180 252V250L182 249V247H180L181 245L180 246H178V245L181 244L180 242H183V241H185V240H187L189 238L188 233L190 235V232L187 231L190 227L187 224H186L187 228L186 227L183 228L184 226H182L180 228L178 227L177 229H176V227L174 229L172 228V225L174 224V222H176L177 218L181 217L180 215H182V218L184 220H185L184 217H187L188 219L191 218L190 222H188L189 220H187V218H186V222L189 223V224L192 223L193 227L198 221H201V223H203V224L200 225V227L202 225L205 226L206 224H204V223H207L209 225V227H214L213 225L217 224V221L219 222V225H220V223H222V221L225 224L227 222V224L229 226H231L230 228H232V226L235 225L233 227V230L235 228L236 232L239 230L241 233H243V236H247L248 238H246V239L250 240V241H248L249 246L252 245L253 243H255V241L252 242V240H257L258 239L255 236L256 233L259 231L258 230L256 232V230H257L256 228H258V227H255V225L257 224V222L250 220L251 221L250 224H249V221H247V224L244 223V224H246V227H247V226L251 225L252 222H255L256 224L253 223V224H255L253 227H255L256 230H254L253 228H249V227L244 228L243 226H245V225L242 226V223H240V222H244V217L246 218L247 214H249V213L252 214V212H254L253 215L256 214V219H257V216L262 214V210L264 208L262 206V205H264V152H263L264 149H260L262 151L261 154H257V152H256V154L258 156L255 155L257 158L256 157L253 158V157H251V155L248 156L247 154L242 152V150H241V153H240V151L238 152L239 149L237 148L238 149L237 152H234L235 150H233L234 153H231L230 156L228 155V157H224L223 159H220V160H217L218 159V156H217V159L215 161H213V158H212V162L213 163L207 164L205 162L207 165H204L202 163L205 166V167L203 166L204 168L202 166H200V165H199L200 166L199 167L197 165L198 161L196 163L194 161V159H196L195 157L198 156V154L200 155V153H201L200 150H202L201 148H203L204 147L203 145H205V143H204L205 139L203 138L205 136L204 134L206 133L204 131ZM167 129H168V127L166 128V130ZM170 129H173V128L170 127L168 129L167 133H169ZM201 130H203V133H202ZM120 131H122V130H120ZM171 133H173V132L170 131V135H171ZM242 134H244V133H242ZM60 137L62 138L61 144L65 145L64 136L60 135ZM143 138H141V140ZM144 140H142V141H144ZM155 140H157V139L155 138ZM165 140H167V139H165ZM142 141H140V142H142ZM152 141L154 142L153 138H152ZM152 141L150 143H152ZM146 142L144 141L145 144H142L143 147H141V148L139 147L140 149L136 148L138 151H136L135 154L145 153V150H147L146 147L149 146L148 142H147L148 145L146 144ZM162 142H163V140H162ZM138 143H139V141H138ZM158 143H160L159 140L154 142L151 145H153V146L154 145H158ZM59 144H60V142H59ZM135 144H136V142H135ZM165 145L167 146V142H166ZM246 145H247V143H246ZM249 145H250V142H249ZM140 146H141V144H140ZM260 146H261V144H260ZM132 147H134V146H132ZM216 147H215V149H216ZM26 148H27V146H26ZM25 149H23V150H25ZM161 149H163V148H161ZM130 150H132V149L130 148ZM185 150H189V152H187L188 155H186L187 153L185 154ZM151 151H153V150H151ZM151 151H149V152H151ZM35 153H36L35 149H32L30 152H28V159H31ZM226 153H228V152H226ZM158 156H157L156 159L161 158L160 156L159 157ZM220 156H222V155L220 154ZM200 158H202V157H200ZM161 159H160V161H161ZM198 159H199V157H198ZM193 161H194V163H196L195 165H197L199 168H196L197 166L196 167L193 166V164H194V163L192 164ZM139 163H141V162H139ZM158 163H160V162H158ZM206 166H208V168H206ZM201 168L203 170H201ZM142 170H144V169H142ZM198 171L203 172V174H200ZM122 173L124 174V172H122ZM197 173H198V175H197ZM134 174L138 176L135 179H138L139 177L140 178L137 181L132 182V180H130L132 178H129V176L134 175ZM107 177H108V175H107ZM128 178H129L130 181L127 180ZM186 185H188V186H186ZM118 188H119V186H118ZM172 188H174V191H175L174 195L172 193H170L171 192L170 190H173ZM116 192H118V193H116ZM168 192H169V194H172V195L169 196V194H168L169 197H166L163 200L164 203L161 202L163 205L160 204V205H162V206H160L158 204L159 206H157L156 203L158 202V200H160L159 198H162L163 196H166V194ZM128 193H130V194H128ZM160 201H162V199ZM92 203H94V202H92ZM99 204L101 205V203H99ZM82 211H83V209H82ZM147 211H148L149 214L146 217V219H143V217H141V222L136 220V221H138V224H134L135 222L134 223L131 222V219L136 217V215H138L139 213L147 212ZM84 212H85V209H84ZM162 215H167L168 219L161 220ZM253 215H252V218L255 219V217H253ZM263 217H264V215H263ZM192 218H195L196 220L192 219ZM142 219H143V221H142ZM183 219H181V220H183ZM259 219L261 220V218H259ZM262 221H261V223L264 224V221L263 222ZM179 222L178 223L176 222V223L179 224ZM197 224L199 225V223H197ZM238 224H239V226H242L244 229L242 227L240 228L238 226ZM260 225L257 224L256 226H260ZM221 226L219 228H221ZM196 228H197L196 229V232H197L198 231V226H196ZM203 228H205V227H203ZM225 228H227V227L225 226ZM237 228H239V229H237ZM40 229H42V230H40ZM201 230H203V229H201ZM226 230L228 232L230 231V229L228 230V228ZM226 230L224 229L223 231L226 232ZM241 230L244 231V232H242ZM39 231H40V234L39 235L36 234ZM194 231L195 230L192 231L191 235L196 233V232L193 233ZM223 231H222V233H224ZM46 232H48V234H47V236H44V233H46ZM208 232L206 231V233H208ZM228 232L226 234H228ZM214 233H215V231H214ZM214 233L212 232V234H214ZM216 233H218V232H216ZM232 233H234V231ZM259 233H258V235L263 234V232L260 233V234ZM200 234H202L201 238L204 237L203 236L204 233L200 232ZM236 234H238V233H236ZM244 234H246V235H244ZM220 235L221 234H219V235H217V234L215 235L214 234V236H211V237H209L208 234H207V236L205 235L207 237V239L206 238H204V239L208 240V245L207 246H209L208 251H211L210 253H212L215 249L220 247V245L223 243L224 235L223 236H220ZM232 235H234V234H232ZM187 236H188V238H187ZM240 236H242V235L240 234ZM198 237H200V236H198ZM237 237H236V239H238ZM258 237H260V236H258ZM225 238H227V237H225ZM229 238H230V236H229ZM244 238L243 239L241 238V239L244 240ZM262 238L263 237L261 235V240H262ZM26 239H28V242H27ZM228 239H227V241H228ZM190 240H192V239H190ZM190 240H188V241H190ZM202 240H203V238H202ZM202 240H200V241H202ZM230 240H232V239H230ZM259 240L260 239H258V241ZM203 241H202V243H203ZM258 241H257V243H258ZM261 242H264V241L262 240ZM27 243H29V245L34 244L33 246H35L37 244H40L41 245V249L39 250V253L37 252L38 250L35 252V250L29 248V245ZM194 244H195V242H194ZM239 244H240V242H239ZM243 244H245V243H243ZM255 244H253V246ZM71 245L77 246V249H78L79 246L80 247L82 246V247L78 249V250H80V251H78V253L75 251L77 249L74 248L75 250L72 253L70 248H73V247ZM192 245L193 244H191L190 248H192V247L194 248V246H192ZM246 245L248 246V244H246ZM187 246L189 247V244ZM187 246H186V249H187ZM222 246H224V245L222 244ZM235 246H236V244H234V247ZM249 246L246 247V246H241V245L238 246L237 245L236 250L234 251V253L237 255V257H238V255L241 256V255H244V254L246 255L247 253H250L249 256H247L245 258L246 260H247V258H249V259L252 258L254 260L257 257H259L258 256L259 252L255 253V251H254L255 248H253L254 249L253 250L254 253H253V251L251 249L253 246H251V248ZM258 247H259V245H258ZM193 248H192V250H193ZM69 249H70V251H69ZM258 249H259V251L261 253V251H262L261 249L262 248L261 249L258 248ZM194 250H195V248H194ZM256 250H257V248H256ZM186 251H188V249ZM232 253H233V251H232ZM234 253H233V255H234ZM263 253H264V251H263ZM187 256H185V257L187 258ZM261 256H262V258H264V255H260V257ZM185 257H183V258H185ZM192 257H194V256H192ZM237 257L232 258L231 262H229V261L226 262L225 261L226 259L224 260L225 261L224 262V261H222L223 258H221L222 259L221 263H217V264H245L246 263L243 259H242L243 262H241L242 260L240 259L241 260L240 261L239 259H237ZM241 257L243 258V256H241ZM190 258H191V256H189V258H187L186 260L183 259L182 260L183 262H180L179 264H193V262H195V260H197L196 258H191V259ZM219 258H218V260H219ZM214 261H216V260H214ZM256 261L257 260H254L255 263H256ZM259 261H261V260H259ZM216 262H218V261H216ZM219 262H220V260H219ZM254 262L250 263V264H255Z\"/></svg>","mask_w":264,"mask_h":264}]
</instances>
